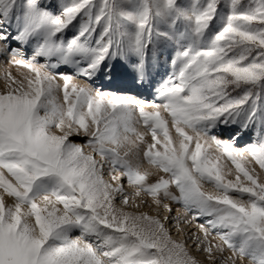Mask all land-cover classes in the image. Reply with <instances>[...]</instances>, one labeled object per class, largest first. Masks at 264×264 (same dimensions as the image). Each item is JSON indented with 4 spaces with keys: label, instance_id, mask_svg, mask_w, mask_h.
Here are the masks:
<instances>
[{
    "label": "snow or ice",
    "instance_id": "snow-or-ice-1",
    "mask_svg": "<svg viewBox=\"0 0 264 264\" xmlns=\"http://www.w3.org/2000/svg\"><path fill=\"white\" fill-rule=\"evenodd\" d=\"M0 59V264H264V0H0Z\"/></svg>",
    "mask_w": 264,
    "mask_h": 264
},
{
    "label": "rangeland",
    "instance_id": "rangeland-1",
    "mask_svg": "<svg viewBox=\"0 0 264 264\" xmlns=\"http://www.w3.org/2000/svg\"><path fill=\"white\" fill-rule=\"evenodd\" d=\"M52 2H53V4L55 6H59V4L62 2V0H52ZM71 35H72V32L70 31L69 32V36H71ZM2 63L0 64V72H3L4 70H9V71L12 72L13 75H16L17 74V71L18 70L15 67L9 68V66L5 62H2ZM19 71L23 72V71H26V70L25 69H19ZM149 71L152 72L155 75L156 80H160L162 77H166L168 75V73L171 71V65H170V63H168L166 61V58L164 56H162L160 58L159 68L158 69H155V68L150 67L149 68ZM126 79H128V78H127V74H126L125 69L121 65L117 64L116 67H115V78L113 80V84L115 86H113V84H112V87L113 88H116V87H124V86H127V80ZM123 80H126V81L123 82ZM3 86H4V81H3V79H0V90L3 89ZM140 91L142 93L149 94V98H151L150 91L149 92H146V90H143V89L140 90ZM254 136H255V133L254 132L245 133L239 139V141L237 142L238 146H243L244 144H247V143L252 142V140L254 139ZM222 138L227 139V136L222 137ZM228 163L230 164V162H228ZM140 166L143 167V168H147L148 167L147 163L144 162V161H141L140 162ZM257 169H258V166H257ZM232 178H234V177H232ZM124 182H126V180ZM124 185H125V183H124ZM172 208L173 209L176 208L180 212L183 211L181 205H179V204H172ZM147 209L148 208H145L144 211H147ZM202 222L203 221L201 220V221L194 222L193 224L195 225V223H202ZM225 255H230V253L226 252ZM243 264H248L247 259L244 260Z\"/></svg>",
    "mask_w": 264,
    "mask_h": 264
},
{
    "label": "bare ground",
    "instance_id": "bare-ground-1",
    "mask_svg": "<svg viewBox=\"0 0 264 264\" xmlns=\"http://www.w3.org/2000/svg\"><path fill=\"white\" fill-rule=\"evenodd\" d=\"M2 62H4L3 59H0V64H1ZM2 64H3V63H2ZM126 80H127V79H126ZM126 80H123V82L126 81ZM118 83H119V82H118ZM121 84H122V83H121ZM113 86H115V85L113 84ZM77 142H79V141H77ZM105 179H108L107 173H105ZM124 183H125V188L127 189V187H128V186H127V181L124 182ZM117 203H118V201H117ZM144 209H145V208H144ZM144 209H142V210H144ZM147 211L149 212L150 215H154V214H155V212L152 211L151 209H147ZM178 211H179V210L176 209V208L173 209V215H175L176 212H178ZM161 214H163V213H161ZM193 225H194V224H193ZM193 225H191V226H186V225H184V224H181V227L185 229V234H187V232H188V230H189V227L191 228L192 231H195V225H194V226H193ZM171 234H172V235L174 236V238H176V239H182V238H183V235H181V234H177L175 228L172 229ZM187 243L190 244V241L187 242Z\"/></svg>",
    "mask_w": 264,
    "mask_h": 264
}]
</instances>
